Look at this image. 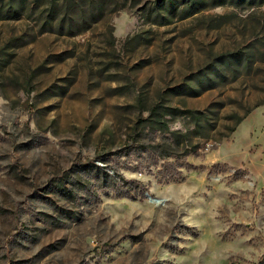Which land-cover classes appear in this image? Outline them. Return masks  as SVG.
I'll return each instance as SVG.
<instances>
[{"label":"rangeland","instance_id":"374dc122","mask_svg":"<svg viewBox=\"0 0 264 264\" xmlns=\"http://www.w3.org/2000/svg\"><path fill=\"white\" fill-rule=\"evenodd\" d=\"M262 98L264 0H0V264H264Z\"/></svg>","mask_w":264,"mask_h":264},{"label":"trees","instance_id":"16d2710c","mask_svg":"<svg viewBox=\"0 0 264 264\" xmlns=\"http://www.w3.org/2000/svg\"><path fill=\"white\" fill-rule=\"evenodd\" d=\"M261 103H264V98H262L260 101H258L257 103H253V105L252 106H249V107H246L245 109H244V112L242 113V114H235V124L236 123H239L242 119H244V117L253 109V108H255L256 106H258L259 104H261ZM235 129V126H232L231 128H230V130L231 131H233Z\"/></svg>","mask_w":264,"mask_h":264},{"label":"water","instance_id":"95a60500","mask_svg":"<svg viewBox=\"0 0 264 264\" xmlns=\"http://www.w3.org/2000/svg\"><path fill=\"white\" fill-rule=\"evenodd\" d=\"M151 200L158 202V198H155V197H151Z\"/></svg>","mask_w":264,"mask_h":264}]
</instances>
